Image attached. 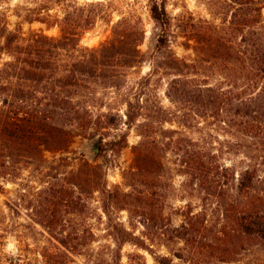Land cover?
Masks as SVG:
<instances>
[{
	"label": "trees",
	"instance_id": "obj_1",
	"mask_svg": "<svg viewBox=\"0 0 264 264\" xmlns=\"http://www.w3.org/2000/svg\"><path fill=\"white\" fill-rule=\"evenodd\" d=\"M165 1L150 0L149 9L159 30L155 47L166 53L154 60V68L174 76L167 83L165 96L179 108L183 127L191 114L218 120L249 140L244 167L236 172L233 166L220 164L217 156L199 143L183 135L177 138L184 185L198 191L203 200L215 202L214 208L202 206L196 212L188 204L173 210L181 218L174 224L172 215L165 212L163 179L167 176L162 161L173 140L166 144L158 141L153 129L154 123H160L156 114L162 109L156 105L153 111L147 100L137 97L126 102L125 113L128 125L143 119L137 124L141 140L133 148V165L123 174L130 192L108 189L101 167L83 162L85 171L71 172L60 183L59 176H49L52 182L22 197L31 205L36 223L73 255H80L93 241V232L89 225L57 218L80 215L97 193L108 219L113 211H125L130 226L141 228V235L135 236L121 224L110 226L115 264H119L125 244L147 252L156 264H238L237 257L246 250L264 248V0H227L231 16L225 27L190 25V36L205 62L241 73L243 85L233 82L226 88L201 84L190 74L194 66L171 53V19ZM55 2L61 5L53 19V26L59 29L55 38L42 33L25 37L21 30L9 31L0 17V56L6 57L0 63V182L17 177L24 168L40 166L45 152L65 151L75 138H85L100 124L93 112L97 94L124 89L128 71L144 62L139 50L145 34L140 17H121L111 26L107 42L95 49L81 48L80 38L101 18L103 4ZM35 21L45 23L44 18ZM99 117L110 116L100 113ZM110 119L105 124L113 125ZM156 243L170 244L172 257L155 255L152 247ZM134 257L128 264H145L140 254Z\"/></svg>",
	"mask_w": 264,
	"mask_h": 264
},
{
	"label": "rangeland",
	"instance_id": "obj_2",
	"mask_svg": "<svg viewBox=\"0 0 264 264\" xmlns=\"http://www.w3.org/2000/svg\"><path fill=\"white\" fill-rule=\"evenodd\" d=\"M78 5L91 2H101L102 14L96 24L80 38L81 48L95 49L107 42L111 37V26L124 16L140 17L144 27V41L139 50L144 54V62L128 71L124 89L102 90L96 96L95 118L100 122L96 128L90 129L85 138L77 137L69 149L62 152H45L44 162L40 166L24 168L17 177H7L0 182V264H115L114 253L116 245L112 239L110 226L121 224L127 231L140 236L141 228H132L125 211H113L108 219L102 212L97 193L88 199V209L76 216L62 215L57 218L61 222L89 225L93 232V241L88 243L80 255L70 254L50 238L46 231L36 223L31 205L23 200V195L36 192L53 180L49 176L68 178L71 172L85 171L83 162L101 167L102 175L108 189L118 187L121 191L130 192L123 179V174L133 165V148L140 142L138 122L128 125L126 122V102L143 98L147 106L154 109L160 106L157 122L154 123L153 134L161 144L173 140V145L165 150L162 161L166 178V209L172 215L174 224H179L181 218L174 215L173 210H181L188 204L194 212L206 208H214L212 199L203 200L202 195L184 184L186 178L179 173V147L177 138L188 137L217 156L220 164L233 166L237 171L246 162L245 137L226 128L218 120L200 118L190 114L185 126L182 123L179 108L165 96L167 83L174 78L171 72L155 69L154 60L165 56L155 47L156 28L149 16L150 0H71ZM166 12L171 19L169 30V48L171 53L181 62L194 66L191 76L201 80V84H217L226 88L235 82L238 87L243 85L241 73L232 72L222 64L205 62L198 53L197 44L190 36L191 24L197 26L208 23L218 27L228 25L231 16V5L227 0H166ZM61 11V5L55 0H0V17L7 24L9 31L21 30L25 37L32 33H42L48 37H58L59 29L53 26V19ZM264 16V8L262 10ZM44 18L45 23L36 22ZM31 20L32 23H28ZM6 60L0 56V63ZM100 113L110 117H99ZM113 125L105 124L107 120ZM163 120H168L163 122ZM104 123V124H102ZM156 128V129H155ZM174 131L175 134H165L162 131ZM124 138V139H123ZM99 139V151L96 156L90 151L94 140ZM62 158V160H61ZM37 167V168H36ZM48 175V176H47ZM211 221H215V218ZM168 246V248H166ZM170 244L156 243L152 251L157 256H169ZM169 249V250H168ZM135 254L143 256L145 264H156L145 251L138 250L130 244H125L120 251L119 264L135 261ZM66 255V256H65ZM238 264H262L264 248L258 247L246 250L237 257ZM175 263L179 261L173 258Z\"/></svg>",
	"mask_w": 264,
	"mask_h": 264
},
{
	"label": "water",
	"instance_id": "obj_3",
	"mask_svg": "<svg viewBox=\"0 0 264 264\" xmlns=\"http://www.w3.org/2000/svg\"><path fill=\"white\" fill-rule=\"evenodd\" d=\"M99 144H100V140L96 139V140H94V142L90 146V151L93 154V156H96L98 154Z\"/></svg>",
	"mask_w": 264,
	"mask_h": 264
}]
</instances>
